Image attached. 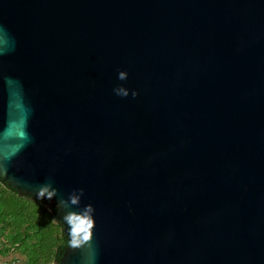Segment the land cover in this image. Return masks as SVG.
Listing matches in <instances>:
<instances>
[{"label": "water", "instance_id": "water-1", "mask_svg": "<svg viewBox=\"0 0 264 264\" xmlns=\"http://www.w3.org/2000/svg\"><path fill=\"white\" fill-rule=\"evenodd\" d=\"M0 179L56 264H264V0H0Z\"/></svg>", "mask_w": 264, "mask_h": 264}, {"label": "trees", "instance_id": "trees-1", "mask_svg": "<svg viewBox=\"0 0 264 264\" xmlns=\"http://www.w3.org/2000/svg\"><path fill=\"white\" fill-rule=\"evenodd\" d=\"M55 211L46 203L21 197L0 179V246L7 260L23 264H56L70 247Z\"/></svg>", "mask_w": 264, "mask_h": 264}, {"label": "clouds", "instance_id": "clouds-1", "mask_svg": "<svg viewBox=\"0 0 264 264\" xmlns=\"http://www.w3.org/2000/svg\"><path fill=\"white\" fill-rule=\"evenodd\" d=\"M128 77V73L121 71L118 74V79L123 81ZM114 93L122 98H127L130 95L129 89L123 86H118L113 89ZM139 93L137 91H132L131 96L135 99ZM58 190L53 188L51 185H46L41 188L37 193V198L44 199L47 198L51 200L53 197L57 196ZM84 195V190H74L73 194L68 198V200H60L59 204L63 208H69L71 205L78 206L81 198ZM70 201V203H69ZM92 206L89 205L81 212H68L64 215L63 219L65 224L68 226L69 235L71 239V246L73 248L79 245L80 239L89 240L91 239V229L94 226V220L92 216Z\"/></svg>", "mask_w": 264, "mask_h": 264}, {"label": "built area", "instance_id": "built-area-1", "mask_svg": "<svg viewBox=\"0 0 264 264\" xmlns=\"http://www.w3.org/2000/svg\"><path fill=\"white\" fill-rule=\"evenodd\" d=\"M2 247L0 246V264H18V261L16 260H7L5 258L2 257Z\"/></svg>", "mask_w": 264, "mask_h": 264}, {"label": "rangeland", "instance_id": "rangeland-1", "mask_svg": "<svg viewBox=\"0 0 264 264\" xmlns=\"http://www.w3.org/2000/svg\"><path fill=\"white\" fill-rule=\"evenodd\" d=\"M18 256H19L20 258H19V259H14V260L18 261V264H23V262H24V257L21 256V255H19V254H18Z\"/></svg>", "mask_w": 264, "mask_h": 264}]
</instances>
